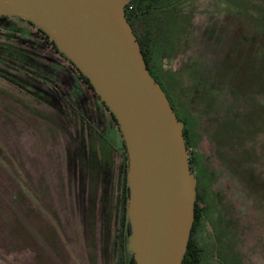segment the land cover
I'll use <instances>...</instances> for the list:
<instances>
[{"label":"rangeland","instance_id":"obj_1","mask_svg":"<svg viewBox=\"0 0 264 264\" xmlns=\"http://www.w3.org/2000/svg\"><path fill=\"white\" fill-rule=\"evenodd\" d=\"M163 1L149 13L150 63L186 122L201 196L192 234L198 264H264V23L252 17L257 0H177L167 17ZM0 45L31 54L42 72L0 54V73L9 77L0 75V264H87L83 250L65 240L81 239L94 193L110 239L117 235L111 263L122 264L116 126L33 25L0 20ZM101 137L112 143L106 167Z\"/></svg>","mask_w":264,"mask_h":264},{"label":"water","instance_id":"obj_2","mask_svg":"<svg viewBox=\"0 0 264 264\" xmlns=\"http://www.w3.org/2000/svg\"><path fill=\"white\" fill-rule=\"evenodd\" d=\"M129 0H0L84 76L117 124L125 157L124 245L133 264H180L196 179L178 119L124 18Z\"/></svg>","mask_w":264,"mask_h":264},{"label":"trees","instance_id":"obj_3","mask_svg":"<svg viewBox=\"0 0 264 264\" xmlns=\"http://www.w3.org/2000/svg\"><path fill=\"white\" fill-rule=\"evenodd\" d=\"M158 1L159 0H129L124 5V18L130 25L132 32L135 35V38L139 44L141 55L144 59L146 68H148V70H149L148 63L150 62V59H151L150 47L152 44V28H151V23H148V21H152V20L151 18H149V13L157 12L156 9H158V6H157ZM179 3L180 2H178L177 0H172V1L164 0L162 5H159V6L160 8H163L162 13L165 17H167V16H170L174 12L175 6ZM128 5H129V8L127 7ZM1 18L2 20L6 19V17H1ZM165 20H163L162 23L168 24L170 21L169 18L167 19V21ZM37 31L40 32V34H42V37L45 40V43H47L58 55H60L64 59V57L55 50L51 40H49L48 37L41 31H39L38 29ZM0 54L3 57V59L5 58L11 59L12 61H15L19 66L24 67V68L27 67V69L28 67H32L33 68L32 70L34 71V73L42 74V72H40L41 68H40V71H38L39 64L36 63L34 57L31 54L27 53L26 51H21V50L17 51L16 49L12 50L11 47L8 45H0ZM149 73H151L150 70H149ZM0 75L5 76L6 78H9L7 75L2 74V73H0ZM79 77L81 78L84 84L90 87L87 79L84 76L79 74ZM192 90L193 89H191L190 91ZM189 101H191V99ZM169 104L171 105V107L173 106L172 101L169 102ZM176 116L178 119H181L183 121L182 136H183V140L185 144V149L187 152L189 143H188L187 136H186V128H185L186 122L179 114L178 115L176 114ZM42 117L47 118L44 116ZM51 122H54V121H51ZM100 151L102 155L103 149L101 146H100ZM186 156H187V160L189 164V169L194 174L195 178H197L192 168L193 158L192 156L188 154V152L186 153ZM101 161H103V156L100 159V162ZM103 167L105 166L103 165ZM124 171H125V157H124V149H123L122 163H121V179H120V190H121L120 201H119V204L117 203V205H115L116 209H118V205L120 206L121 212L116 218V221L118 224L117 226L120 227L121 229V234L123 238L122 239L123 249L127 257L126 261L122 262V264H133L131 255L126 250L125 245H124L125 236L128 232V223L126 221L125 214H124V200L127 194V189L125 186ZM195 189H196V193H195V198H194V217H193L186 249H185V252H184V255L182 257L180 264H197L199 261V256H200L199 250L197 249L195 240L192 237L194 228L197 226L198 224L197 221L199 217L201 216V208L197 207V201L200 200L201 198V196L198 193V189H197V179H196ZM116 213L118 214V210L116 211ZM92 214L93 213L89 212L86 218L82 220L83 225L85 227H81V232H82L81 239H75L76 244L72 246L71 248L73 250L74 249L78 250V252H81V250H83L82 252L83 257L86 260L87 264H112L110 259L113 258V253H114L116 241H117V235L116 234L114 235V239L113 238L110 239L109 231H108L109 227L107 226V223H108L107 219L103 220L101 218V215L99 214L96 219L95 218L93 219L94 221L92 223L90 219V216Z\"/></svg>","mask_w":264,"mask_h":264},{"label":"flooded vegetation","instance_id":"obj_4","mask_svg":"<svg viewBox=\"0 0 264 264\" xmlns=\"http://www.w3.org/2000/svg\"><path fill=\"white\" fill-rule=\"evenodd\" d=\"M233 4V6H235V8H238V7H240V5L239 4H237V3H232ZM253 9H251V13H252V17L253 18H255L258 22H262V23H264L263 21H264V13L261 11V9L264 11V0H257V2H256V4H255V6L254 7H252ZM251 16V15H250ZM1 17H6L7 18V16H0V20H2V18ZM20 19V18H19ZM22 20V19H21ZM23 21H25V20H23ZM25 22H27V21H25ZM27 23H29V22H27ZM32 25V24H31ZM37 29V28H36ZM40 31V30H39ZM59 53V52H58ZM64 60H66L73 68H74V70L77 72V75H78V77H79V72L77 71V69L67 60V59H65L64 58ZM148 67H149V70H150V74H151V76L153 77V76H155V77H153V78H155L156 79V81L158 82V84H159V86L161 87V89H162V91L164 92V94H165V96H166V98H167V100H168V102H171V98H170V96L168 95V93L166 92V89H165V87H164V83L159 79V77L154 73V71H153V69H152V67H151V63L149 62L148 63ZM147 70H148V68H147ZM149 70H148V72H149ZM196 73V71H195V69H193V71L191 72V74H192V77L194 78L193 79V83H194V86H191L192 87V91H191V93L193 94L194 92H195V90L194 89H196V91L198 90L197 89V87H196V76L194 75ZM81 75V74H80ZM79 79L81 80V78L79 77ZM154 79V80H155ZM81 82L83 83V81L81 80ZM85 86L91 91V97L94 99V101L93 102H95V104L97 103V110H99V105L100 106H102L103 108H104V110L107 112V114H108V117H109V119L112 121V123L116 126V128H117V124H116V122L114 121V119H113V117L112 116H110L111 114H109L108 112V110L106 109V107L105 106H103L104 104H101L102 102L98 99V97L94 94V92H93V90L91 89V87H88L86 84H85ZM75 88L77 89V87L75 86ZM191 90V89H190ZM189 90V91H190ZM32 91V90H31ZM77 91V90H76ZM35 94H37V95H41V93H40V91H33ZM192 96V99H193V101H194V99H195V97H194V95H191ZM192 99H191V101H192ZM91 101V103H93ZM101 102V103H100ZM171 106V105H170ZM172 109H173V111H174V113H175V115L177 114L178 115V113H177V111H176V109H175V107H174V105L172 106ZM33 113H34V111H33ZM36 115H40L41 117L42 116H44V117H46L43 113H39V112H36L35 113ZM177 117V116H176ZM181 120V119H180ZM52 121V120H51ZM52 124H54V125H56V122H51ZM117 130H118V128H117ZM118 133H119V131H118ZM99 137V136H98ZM119 137H120V140H119V145H120V147L122 148V146H123V144H122V140H121V136H120V134H119ZM110 139H112V141L113 142H115L116 143V139L115 138H113V137H111ZM112 144V143H111ZM111 144H109L108 142H107V140H106V142L103 140V138L101 137V139H98V147H99V149H100V146L101 147H104V148H102L103 149V151H102V156H103V161H101V163L103 162V165L105 166V164L106 163H108V161L106 160L107 158H106V147L108 148ZM105 145V146H104ZM116 145V144H115ZM89 148H91L90 146H89ZM123 149L124 148H122V151H123ZM93 152H94V149L92 150ZM101 154V153H100ZM92 156H94V155H92ZM101 156V157H102ZM95 157L96 156H94V159H95ZM91 159H92V157H91ZM101 159V158H100ZM98 161H99V159H97ZM95 161V160H94ZM96 162V161H95ZM121 163H122V161H121ZM106 167V166H105ZM194 175V174H193ZM196 179V178H195ZM196 184V183H195ZM196 190V189H195ZM196 193V192H195ZM95 194V193H94ZM93 194V195H94ZM92 195V197L91 198H89V200L91 201V199H95L96 198V200H95V202H90V206H91V210H92V213H93V218H97L98 217V215H99V212H100V203L98 202V198L96 197V196H93ZM85 200H87V197H85ZM118 207H119V205H118ZM68 231V230H67ZM120 239H121V245H122V243H123V241H122V234H121V236H120ZM65 242H66V244L69 246V248H71L72 246H74L75 244H76V240L75 239H68L67 238V240H65ZM123 248V247H122ZM124 250V249H123ZM73 251H75V252H77L75 249L73 250ZM125 254V253H124ZM199 262V261H198ZM198 264V263H197Z\"/></svg>","mask_w":264,"mask_h":264},{"label":"crops","instance_id":"obj_5","mask_svg":"<svg viewBox=\"0 0 264 264\" xmlns=\"http://www.w3.org/2000/svg\"><path fill=\"white\" fill-rule=\"evenodd\" d=\"M189 77L191 78V79H194L193 77H192V74H191V72L189 73ZM77 256H79V253L77 254ZM82 258H84L83 256H81ZM85 260V259H84Z\"/></svg>","mask_w":264,"mask_h":264},{"label":"built area","instance_id":"obj_6","mask_svg":"<svg viewBox=\"0 0 264 264\" xmlns=\"http://www.w3.org/2000/svg\"><path fill=\"white\" fill-rule=\"evenodd\" d=\"M127 7L129 8V5Z\"/></svg>","mask_w":264,"mask_h":264}]
</instances>
